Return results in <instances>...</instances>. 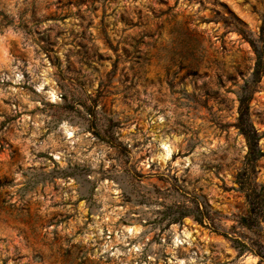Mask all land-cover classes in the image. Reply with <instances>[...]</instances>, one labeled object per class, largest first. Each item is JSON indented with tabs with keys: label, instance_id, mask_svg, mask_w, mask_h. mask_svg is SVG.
Here are the masks:
<instances>
[{
	"label": "rangeland",
	"instance_id": "1",
	"mask_svg": "<svg viewBox=\"0 0 264 264\" xmlns=\"http://www.w3.org/2000/svg\"><path fill=\"white\" fill-rule=\"evenodd\" d=\"M263 15L0 0V264H259L231 237L247 235L239 98L264 155V74L246 83Z\"/></svg>",
	"mask_w": 264,
	"mask_h": 264
},
{
	"label": "trees",
	"instance_id": "2",
	"mask_svg": "<svg viewBox=\"0 0 264 264\" xmlns=\"http://www.w3.org/2000/svg\"><path fill=\"white\" fill-rule=\"evenodd\" d=\"M250 45L255 55V64L251 78L246 83L254 86L260 82L264 74V15L259 36L252 40ZM249 109V97L239 98L236 128L245 138L247 154L244 158V169L237 176V183L244 195L247 211L238 218L237 224L247 235L231 237V240L239 256L250 253L259 259V264H264V186L256 182L252 176L255 163L264 155L258 147L261 135L250 121ZM195 221L204 226L201 218L195 217ZM224 236L227 237V234Z\"/></svg>",
	"mask_w": 264,
	"mask_h": 264
}]
</instances>
